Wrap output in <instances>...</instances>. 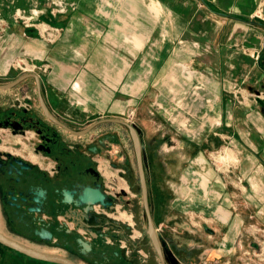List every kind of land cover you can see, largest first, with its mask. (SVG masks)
Here are the masks:
<instances>
[{"label": "crops", "instance_id": "0c3cea01", "mask_svg": "<svg viewBox=\"0 0 264 264\" xmlns=\"http://www.w3.org/2000/svg\"><path fill=\"white\" fill-rule=\"evenodd\" d=\"M46 1L0 0V20L7 25L0 36V76L15 80L9 65L17 56L42 66L44 71L25 76L34 78L39 102L41 94L58 119L74 130L73 124L82 121L75 113L125 112L129 104L150 98L158 128L166 125L170 138L178 141L181 134L184 145L193 146L184 151L177 168L167 166V187L174 198L168 218L174 226L169 241L176 248L171 264H245L241 248L264 227V0H77L76 10L50 16L65 27L54 44L13 19L15 9L40 7ZM33 11L38 15L42 9ZM256 53L262 56L257 59ZM15 86L0 90L13 92ZM112 118L117 117L99 120ZM62 129L71 148L76 137H84ZM220 147L234 162L214 168L209 152ZM33 156L26 159L41 172L56 171L48 153ZM99 207L84 213L75 206L54 205L38 214L43 222L23 231L35 236L37 227H49L54 240L39 242L47 247L62 240L61 231L68 227L95 243L86 259L56 243L59 251H41L69 256L79 264H137V256L109 243L114 229ZM181 225L189 240L180 236ZM95 233L103 237L96 239Z\"/></svg>", "mask_w": 264, "mask_h": 264}, {"label": "rangeland", "instance_id": "374dc122", "mask_svg": "<svg viewBox=\"0 0 264 264\" xmlns=\"http://www.w3.org/2000/svg\"><path fill=\"white\" fill-rule=\"evenodd\" d=\"M60 1L61 0H47L40 7L35 6L31 9H15L13 12V19L29 29V31L31 30L30 33L33 36L40 37L48 44H54L63 36L65 27L61 26V24L57 25L50 16L56 17L59 14H67L78 8L77 0H62L61 3ZM34 8L42 9V11L38 15H35L33 11ZM256 18L258 17L254 19ZM0 22H2V20H0ZM2 25L3 26H0V31H2L0 36L3 35V30L7 27L6 23ZM254 56L259 59L262 55L256 53ZM9 66V74L10 77H14L13 79H17L30 72H36L37 70L44 71V68H41L42 66H39L35 61L24 56L14 57ZM47 68V70L45 68V72L48 73L51 68L48 66ZM5 78L4 76H0V84L9 81L5 80ZM56 97L57 98L54 99H58L59 101V97ZM7 99L10 100L9 105L11 106L23 104L38 112L40 102L34 78H25L15 86L13 92L0 90V101H6ZM82 100L83 98H80V101ZM76 101H79V99ZM143 101L144 102L138 104H136V102L129 104L125 112L75 113L73 115L78 118L80 117L82 121L73 125H75L76 129L81 130L101 118L117 117L130 122L137 128L143 145L144 163L153 220L161 240L163 252L170 261L168 264H171L176 262L173 256V251L176 248H174L173 244L169 241V239L171 240L173 237L169 231L173 229L174 226L172 224L173 222H168V218L171 216V212H173L172 201L174 198L167 187V180L169 179L167 176L169 167L167 166L170 165L171 169L174 167L177 168L180 162L179 159L182 158L184 151L186 149V152L190 151L193 146L190 148L188 145H184L186 144L184 143L186 139L181 134L180 136H182V138L179 137L178 141L177 139L170 138L167 135L168 128L166 125L162 128H158L157 124L153 122L156 116L153 114L155 112L154 108L151 106L150 98L148 99V97H145ZM147 102H150V104ZM47 106L55 117L60 118L48 103ZM156 122H158V120H156ZM44 123L45 126H50L53 131L55 130L58 132L62 139L69 136L61 126L56 125L49 119L45 118ZM44 129L46 130V128ZM1 132L3 131L0 130V135H2ZM98 135H100V137H97ZM82 136L84 137L75 138L74 142H76L74 144L76 146L71 148L67 143H65V145L68 149L67 151L70 153L72 151L77 152L80 156L89 152V146H92V148L96 147V150H90L95 154H92L93 157H95V163L100 168L105 180V185L108 191L111 192L114 201L112 207L105 210L106 214L103 215L105 216L103 218L104 221L108 222L114 229L110 234L111 236L107 237L109 243L121 249L120 251H124L126 255L133 254L137 256V264L141 262L143 264H151V258H153V263L155 264L158 260V256L146 233L147 219L143 207L140 177L134 145L128 129L121 124L107 122L101 123L94 130L87 133V135L85 134ZM25 137L26 138L17 135L15 138H12L14 142L13 149L16 155H22L27 159L33 160L35 159L33 154L45 153L39 151L38 147L33 150V144L37 145L40 141L37 130L34 128L29 129ZM168 140H170L169 144L167 143ZM168 149L172 151H168ZM223 149L221 147L215 148L209 152L211 158L210 163L214 168L225 167L227 164L234 162L230 158L232 154H229ZM202 151L203 150L200 151V149L198 150V152ZM174 152L181 154V157H176V155L173 154ZM169 153L172 156L175 155V158L171 159V156H168ZM181 170H183V167ZM99 208L100 210L103 209L101 206ZM126 216H129L130 219H126ZM179 216L183 218L185 215L180 214ZM181 229H183L182 225L179 228V232H181L179 234L182 239L186 238L189 240L191 238L189 231H181ZM15 238L34 248L38 247L37 249L39 250H57L54 246L55 243H53L54 245L49 244L47 247H42L39 242L30 241L20 236H15ZM76 245L78 244L75 242L71 246H68V248L63 245L56 246L61 247L62 250L64 249L71 255L81 257L76 253ZM241 249L244 251L243 261L245 264H264V227L257 228L256 232L251 236L250 244ZM194 255L197 254L195 253ZM81 258L84 259V257ZM148 258L149 261L146 262ZM158 262L160 264V261ZM0 264L40 263L33 262L28 256L26 257V255L0 244ZM214 264H231V262L225 260Z\"/></svg>", "mask_w": 264, "mask_h": 264}, {"label": "water", "instance_id": "95a60500", "mask_svg": "<svg viewBox=\"0 0 264 264\" xmlns=\"http://www.w3.org/2000/svg\"><path fill=\"white\" fill-rule=\"evenodd\" d=\"M33 76H35L37 81H39L35 74H33ZM24 78H26L25 75L10 82L0 84V88L1 89L11 88L17 85L19 82H21ZM40 102L45 113L53 123L63 128H66L70 132L77 135L87 134L96 125L106 121L117 122L119 124H122L128 129L131 139L133 141L138 172L140 177L143 207L147 219L146 233L151 241V244L154 246V249L161 261V264H167L165 260L161 240L153 220L150 197H149L148 181H147V175H146V169L144 163L143 145L137 128L133 124H131L130 122L124 119L112 118V119L98 120L81 130H74L73 128L65 125L63 122H61L57 117H55L52 114V112L49 110L47 106L45 99L41 94H40ZM45 128L48 133H51L53 131V129L50 126H45ZM41 132L42 130L39 131V133ZM42 139L50 141V136L43 135ZM93 149L96 150V147H94ZM66 154L68 155L69 151H67ZM15 169L19 177L15 179V186L13 191L10 193V196L11 199L15 202L13 206L16 208L17 213H21L25 217L26 220L25 225L27 227L29 226L31 227L37 222H43L44 219L42 218V216H39L38 214L50 212L52 206L58 205L55 196L51 195V193L49 194V189H52V187L57 184L65 185L62 190H59V188L54 190L56 195L60 193L63 196L61 204L75 206L77 208L82 209L84 213H90L94 209V206L96 205H103L105 207L113 205V197L103 189L101 184H97L95 186L79 184L77 186H74V188L72 189L67 188L66 185H68L72 173H63L62 175L57 177L58 179L56 178L57 180H54L53 179L54 177L52 175L49 177H46V175L41 176L42 173L33 171V169L28 166V163L22 159H16ZM43 182H45L47 188H44V186L42 185ZM34 233L35 236H37L41 241L51 242L53 240V236H54L53 231L49 229V227H46L45 225L37 227L34 230ZM99 236L103 237V235H99V233H95L94 238L97 239ZM75 242L79 246V249L76 251V253L79 256L84 257L86 259L88 255L92 252L95 243L85 240L83 237H78ZM72 243L73 242L71 240H68L65 246H71ZM0 244L36 260L52 262L57 264H79L77 261H75L73 258L69 256L44 252L32 246H29L23 242H20L16 239L7 236L1 230H0ZM94 264H96V262H94Z\"/></svg>", "mask_w": 264, "mask_h": 264}, {"label": "flooded vegetation", "instance_id": "af4514ba", "mask_svg": "<svg viewBox=\"0 0 264 264\" xmlns=\"http://www.w3.org/2000/svg\"><path fill=\"white\" fill-rule=\"evenodd\" d=\"M45 118L49 119L41 104L38 112L35 109H31L23 104L19 106L0 104V130L3 131L1 132L2 135H0V219H2V224L0 223V225L3 227H0V230L11 238L20 236L30 241L45 242L41 241L37 236L23 231V228L26 226L25 217L23 214L17 213L16 208L13 206L15 202L10 196V193L13 191L15 186V179L19 177L15 169L16 159L26 161L28 166L31 167L33 171H41L37 165L29 162L26 157L16 155L13 149L14 142L12 138H15L17 135L26 138L25 135L31 128L37 130L38 133L43 130L39 133L40 141L38 142L37 147L39 148V151L48 153L56 162V171L53 174L40 172L42 173L41 176L46 175V177H49L52 175L54 177L53 179L57 180V177L63 173H72L70 181L68 185H66L67 188L72 189L74 186L79 184L92 186L101 184L103 189L108 193L103 174L95 163V159L93 157L95 154L90 150L93 149L92 146L88 147L89 152L85 155L80 156L74 151L71 153L69 152L67 155L66 153L68 149L58 132L52 131L51 133H48L44 129ZM43 135L50 136V141L42 139ZM43 186L44 188H47L45 182H43ZM64 186L65 185L63 184H57L53 186L52 189H49V194L51 193V195L55 196V199L60 206H63V204H61L63 196L60 193L56 195L54 190L58 188L59 190H62ZM100 206L103 208V215L106 214L105 210L112 207V205L107 207L103 205ZM62 229L63 227H61V230ZM61 232L65 236L64 239L62 238V240L55 241L57 245L65 246L68 240H71L73 242L72 244H74L78 238L77 231L68 227L64 228ZM76 246V250H78V245ZM66 248H68V246H66Z\"/></svg>", "mask_w": 264, "mask_h": 264}]
</instances>
